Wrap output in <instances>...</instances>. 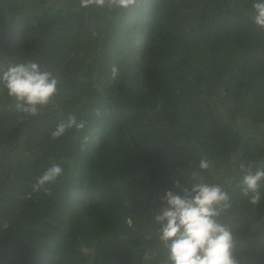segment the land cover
<instances>
[{"label":"trees","instance_id":"1","mask_svg":"<svg viewBox=\"0 0 264 264\" xmlns=\"http://www.w3.org/2000/svg\"><path fill=\"white\" fill-rule=\"evenodd\" d=\"M257 0H0V73L35 62L59 80L24 119L0 84V264H164L155 217L167 192L219 184L240 264H264V30ZM119 69L111 79L110 69ZM86 121L52 139L69 114ZM87 138V140H85ZM203 158L211 162L200 170ZM53 164L63 173L32 185ZM177 182L179 186H177Z\"/></svg>","mask_w":264,"mask_h":264},{"label":"clouds","instance_id":"2","mask_svg":"<svg viewBox=\"0 0 264 264\" xmlns=\"http://www.w3.org/2000/svg\"><path fill=\"white\" fill-rule=\"evenodd\" d=\"M136 2L137 0H80V7L127 9ZM251 19L264 30V0H257L253 4ZM110 75L113 80L118 77L117 66L111 67ZM0 84L7 95L16 101V110L24 119H29L41 114V110L50 104L52 97L58 92L59 80L52 72L42 70L38 63L25 62L11 65L0 73ZM85 126L86 121L78 120L75 114L69 113L51 132V137L59 139L68 130L75 128L80 131ZM210 166L211 162L206 158L199 161L198 167L202 171L208 170ZM240 169L244 172L241 180L242 194L249 197L251 204H259L264 165L253 172L241 163ZM62 173L60 165H51L37 178L32 190H43L45 194H50L46 185L55 182ZM161 199L166 201L167 206L155 217V221L160 224L158 239L166 250L164 264H240L234 255L230 228L217 220L222 211L230 207V197L221 185L199 182L190 189L184 188L182 195L169 190ZM154 256L151 251H146L143 264H150Z\"/></svg>","mask_w":264,"mask_h":264}]
</instances>
